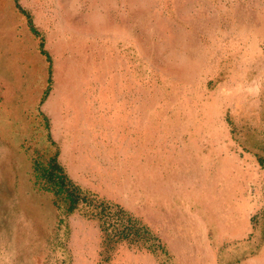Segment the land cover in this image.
<instances>
[{
	"label": "rangeland",
	"instance_id": "rangeland-1",
	"mask_svg": "<svg viewBox=\"0 0 264 264\" xmlns=\"http://www.w3.org/2000/svg\"><path fill=\"white\" fill-rule=\"evenodd\" d=\"M17 1L27 22L0 0V264H264V0ZM58 151L73 212L34 172ZM199 219L208 246L185 242ZM195 248L214 258L180 259Z\"/></svg>",
	"mask_w": 264,
	"mask_h": 264
},
{
	"label": "trees",
	"instance_id": "trees-1",
	"mask_svg": "<svg viewBox=\"0 0 264 264\" xmlns=\"http://www.w3.org/2000/svg\"><path fill=\"white\" fill-rule=\"evenodd\" d=\"M43 46V43H42ZM44 54H47L49 61H51L50 55L42 50ZM59 151L53 156L49 157L45 165L40 162L34 163V172L37 179L41 178L46 181V189L54 193L59 198H62L69 205L68 211L73 212L81 200H86V197H82L79 193L81 189L74 186L64 166L59 161Z\"/></svg>",
	"mask_w": 264,
	"mask_h": 264
},
{
	"label": "crops",
	"instance_id": "crops-1",
	"mask_svg": "<svg viewBox=\"0 0 264 264\" xmlns=\"http://www.w3.org/2000/svg\"><path fill=\"white\" fill-rule=\"evenodd\" d=\"M15 5H16V9L18 10V12L20 14H22L23 21L27 22V18L25 16V12L20 9L17 0H15ZM28 24H30L29 20H28ZM28 27H29V25H28ZM29 29H30V27H29ZM27 92H30L29 89H28ZM3 96H6V95L3 94ZM3 96H2V102L5 101ZM172 149H173V151L170 154H168V156L166 158L167 161L170 162L171 160H173L174 161V165H177L179 167L181 166V167L185 168V166L187 165V162H188L187 161L188 158H187L186 154L185 153H181V154L176 153L175 152V150H176L175 147H173ZM197 223H198V225L197 226L193 225V228H192L195 231H193L192 233H191V231L189 232L190 233V235L188 237L189 241L186 238L185 242H186V244L188 242L189 244L196 245L198 247H201V246H204V245L208 246V244H207L208 241H207V237H206L207 234L205 232L208 229V225L206 224V221H203V220H200V219H199V221ZM196 231H199V232L196 233ZM200 231H204V233H200ZM194 240L199 245H197L196 243H192V241H194ZM200 251H201V249H196V251H195L196 254L194 253V257H180V259L181 260H185V261H187V260L195 261L196 260V261H200V262H207V261H210L212 258H214V257H200ZM201 253H202L203 256H206V254H203L202 251H201Z\"/></svg>",
	"mask_w": 264,
	"mask_h": 264
},
{
	"label": "bare ground",
	"instance_id": "bare-ground-1",
	"mask_svg": "<svg viewBox=\"0 0 264 264\" xmlns=\"http://www.w3.org/2000/svg\"><path fill=\"white\" fill-rule=\"evenodd\" d=\"M169 226V225H168ZM167 225H166V228H169Z\"/></svg>",
	"mask_w": 264,
	"mask_h": 264
}]
</instances>
